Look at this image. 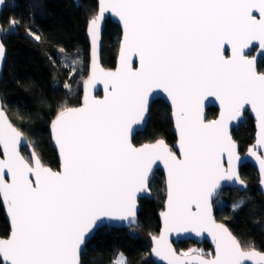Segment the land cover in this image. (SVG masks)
<instances>
[{"label":"snow or ice","instance_id":"obj_1","mask_svg":"<svg viewBox=\"0 0 264 264\" xmlns=\"http://www.w3.org/2000/svg\"><path fill=\"white\" fill-rule=\"evenodd\" d=\"M4 3L0 0V5ZM105 13L118 17L123 25L115 71L101 68L96 60ZM10 23L9 31L19 26L15 20ZM88 25L93 65L83 81V102L71 105L73 85L65 82L69 99L55 103L51 121L62 160L60 171L41 162L35 146L0 105L4 155L0 198L12 226L10 236L0 238V264H80L82 245L98 222L108 218L127 221L130 227L136 224L137 196L149 192L157 161L167 169L164 231L153 237L157 257L167 264H264V252L251 242L242 244L224 224L216 223L211 211V200L221 192L222 182L244 185L228 129L245 105L256 113L257 144L264 146V71H257L255 58L245 54L253 42L264 49V0H99V12ZM225 45L231 48L230 57L225 56ZM64 53L59 49V63L74 81L79 53ZM4 56L0 42V61ZM48 59L56 65V59ZM98 82L104 85L103 99L91 95ZM156 89L171 99L179 156L163 139L140 147L132 143L133 126L145 120L149 95ZM208 97L220 102L218 120L204 119L203 102ZM22 145L33 148L30 158L21 154ZM258 159L264 174V159ZM237 207L240 204L233 205L234 210ZM189 231L212 237L214 258L194 250L176 255L167 233ZM115 264L129 262L121 253Z\"/></svg>","mask_w":264,"mask_h":264},{"label":"trees","instance_id":"obj_2","mask_svg":"<svg viewBox=\"0 0 264 264\" xmlns=\"http://www.w3.org/2000/svg\"><path fill=\"white\" fill-rule=\"evenodd\" d=\"M96 9V0H6L0 16L4 31L1 39L7 52L0 81L4 109L35 146L41 161L53 169L58 168L59 162L48 127L55 116V103L69 99L63 88L65 82L73 85L71 105L80 104L89 61L86 26ZM12 20L19 26L9 31ZM35 35H40L41 40L37 41ZM119 40L120 28L108 20L102 36L101 63L104 67L115 66ZM61 48L66 56L79 53L76 65L79 72L74 81L68 79V72L59 63ZM49 56L57 60L55 66L50 63ZM260 68L264 70V61ZM216 113L217 109L211 107L207 110V117L213 118ZM169 114V106L162 99L153 101L147 126L135 134L133 143L138 145L163 138L172 144L175 136ZM253 135L254 125L250 117L232 131L233 138L240 144V151H245L253 142ZM21 152L25 158H30L27 147ZM240 173L248 187L244 191L222 189L213 202L214 213L242 244L251 242L256 249L263 250L264 201L258 187V175L250 164L242 166ZM149 188L151 198L139 199L138 225L129 229L109 226L97 229L81 251V264H113L121 253L129 264H155L150 258L149 247L150 238L159 232L158 214L163 209L165 197L164 178L160 171L153 175ZM234 204H240V207L234 210ZM8 233L9 224L0 202V237H6ZM195 244L191 240L179 241L176 247L183 252ZM202 246L211 250L207 243Z\"/></svg>","mask_w":264,"mask_h":264},{"label":"water","instance_id":"obj_3","mask_svg":"<svg viewBox=\"0 0 264 264\" xmlns=\"http://www.w3.org/2000/svg\"><path fill=\"white\" fill-rule=\"evenodd\" d=\"M96 2H97V9H96V13L95 14H98V12H99V0H96ZM5 6H6V0H5V3L3 5H0V16H1V13L4 10ZM255 14L257 15V18H259V14L258 13H255ZM108 20H110L111 22H113L114 24H116L120 28L119 46H118V50H117L115 66L112 67V68H106L101 63L102 36H103V31H104L105 26H106V22ZM88 27H89V25H88V22H87L86 38H87V42L89 44V52H88L89 53V61H88L87 75H86V77L84 78L83 81L87 80L88 77L91 75L92 65H93L92 38H91V36H90V34L88 32ZM0 29H3L1 23H0ZM3 32H0V42H2L1 36H2ZM123 35H124V33H123V25L119 21V18L114 16V15H112L111 13H105V18L101 21L99 39L97 41V49H96V60H97V63L99 64V66L101 68H103L105 70L115 71V69L119 66V64H120L121 46H122V43H123ZM253 46H258V48L256 49V51H255L253 56H248L247 54L251 50V48ZM4 48H5V45H4ZM225 48H226L225 56L226 57H230L231 56V48H230V46L225 45ZM262 53H264V49L260 48L258 42H253V44L250 45L248 49H245V54L249 58H255L256 66H257V63H258V58L260 56L264 57V55H262ZM6 57H7V52H6V48H5V56H4L3 60L0 61V81H1V78H2V75H3V70H4V66H5V62H6ZM133 64H134V67H138L139 66L138 65V60L135 57H133ZM84 95H85V91H84V85H83V82H82V95H81V99H80V104L77 105V107L82 104ZM91 95L94 96L97 99H103L104 95H105V90H104L103 83H99L98 82L95 85V87L91 89ZM157 99H162L169 106V109H170L169 117H170V120L172 122V132H173V134L175 136V141L172 144H169V143H167L165 141V139L157 138V139H155L153 141H145V142L137 145V144L133 143V137L135 136L136 133L145 130V128L147 126V123H148L150 106H151L152 102L157 100ZM0 105L3 106V103H2V100H1V96H0ZM211 107L216 108L217 109V113H216L215 117L208 118L207 117V110L209 108H211ZM220 112H221L220 102L218 100H216L215 97H208L207 99L204 100V102H203V116H204V119H205L206 122L218 120L220 118ZM173 113H174V108H173L171 99L168 97L167 93L163 92L162 89H156L155 91H153L149 95V110L145 114V120L140 125H134L133 126L134 127V132H133L132 137H131L133 145L136 146V147H140V146H142L144 144H152V143H155L157 140L163 139L165 141V143L174 152H176L177 156H179L180 155L179 133H178V130L176 129V121H175V116H174ZM248 117H250L253 120V125H254L253 142L247 146L245 151L241 152L240 151V144H239L238 141H236L233 138L232 131L234 129H237L240 126V124H242ZM54 118H55V116L53 117V119ZM48 130H49V134H50L51 144H52L53 148L55 149V151L57 153V159H58V162H59V166H58L57 169H53L50 166L45 165L42 161L41 162L46 167L51 168L53 171H60L61 170V165H62V160H61V156H60V153H59V148L56 145L55 140L53 138V134H52V131H51V122L49 124ZM228 130H229V134L232 136V139H233V141L236 144V153L240 157V160L235 162V164H236V169H237V171L239 173V176H240L241 180H243L242 177H241V173H240L242 166H244L245 164L252 165L254 167L255 171L257 172V175H258V187H259V190H260V192H261V194L263 196V201H264V184H262V180H264V174H262V172H261L260 163H259V159H258V157L261 158V159H264V146H261V145L257 144L258 133H259L260 129L258 127V119H257L256 113L252 110L251 105H245L244 109L241 110L240 116L230 122ZM27 140L29 141L28 138H27ZM23 147H27L28 153H29V157H30L31 156V152L33 151V148L31 146H28V145H22L20 150H22ZM249 149H253L256 152V155L253 156L250 153ZM21 154H22V152H21ZM0 159H4L2 146H0ZM223 166H224L225 169H227V167H228L227 153H225L224 156H223ZM156 171H160L163 174L164 187H165V197H164V202H163V209L158 214V218H159V222H160L159 232H158L157 235L152 236L150 238L149 255H150V258L152 259V261L155 264H167L166 260L160 259L152 251V249L154 247H156V245H155V243L153 241V237L159 238L160 234L164 231V221H163V217L161 216V213L166 210V203H167V169L164 167L163 162L157 161L156 164L153 165V172L150 174V181H151V179H152V177H153V175L155 174ZM149 184H150V182H149ZM222 185H223L222 189H224V188H237L239 191H244L248 187V183L246 181H244V185H240L238 183L228 182V181L222 182ZM218 195L214 196L212 198V200H211L212 217L216 221V223L224 224L229 229V227L224 222H222V221H220V220H218L216 218L215 213H214L213 202L218 197ZM141 198H151L150 188H149V192L148 193H146V194L145 193H140L137 196L136 224L133 225V226H137L138 225V213L140 211L139 199H141ZM0 202H1L2 208L4 210V214H5V217L7 219V222L9 224V233H8V235L6 237H0V238H8L10 236V233H11V230H12L11 217L8 214L7 206L3 203L2 198H0ZM193 210H195L194 207H193ZM103 226H109V227H114V228H126V229H129V228L133 227V226L130 227L127 221L109 220L108 218H105L102 222H98V227L94 228L93 231L87 236L85 244L82 245V249L88 243V241L94 236V234L96 233L97 229H99L100 227H103ZM167 240H168V243L171 245L172 250L176 253V255L178 257L182 256L183 253L178 251V249L176 247V244L179 241H188V240L194 241L197 244L207 243L210 246L211 250H212V255L211 256H206L205 255V258L211 259V258H214V256H215L216 245H215L212 237L207 232H204L201 235H196V233L190 232V231L189 232H180V233L169 232V233H167ZM263 244H264V241H263ZM256 250L264 252V249L263 250L256 249ZM80 264H81V255H80ZM246 264H251V262H246Z\"/></svg>","mask_w":264,"mask_h":264},{"label":"rangeland","instance_id":"obj_4","mask_svg":"<svg viewBox=\"0 0 264 264\" xmlns=\"http://www.w3.org/2000/svg\"><path fill=\"white\" fill-rule=\"evenodd\" d=\"M241 152H243V151H241ZM244 244H245V243H244ZM193 250H194L195 252H197V253H203V254L206 255V256H211V255H212V251H211V250H206V249H204V247H203L202 245H200V244L192 245V246H190L187 250H185V251H183V252H181V253H190V252H192ZM113 264H115V262H114Z\"/></svg>","mask_w":264,"mask_h":264},{"label":"flooded vegetation","instance_id":"obj_5","mask_svg":"<svg viewBox=\"0 0 264 264\" xmlns=\"http://www.w3.org/2000/svg\"><path fill=\"white\" fill-rule=\"evenodd\" d=\"M258 48V46H253L252 48H251V50L248 52V56H253L254 55V53H255V51H256V49ZM262 61H264V57H262V56H260L259 58H258V63H257V71H264V70H261V68H260V64H261V62ZM203 243H201L200 245H202Z\"/></svg>","mask_w":264,"mask_h":264}]
</instances>
